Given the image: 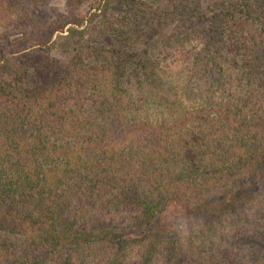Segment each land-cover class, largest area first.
Instances as JSON below:
<instances>
[{
	"label": "trees",
	"instance_id": "trees-1",
	"mask_svg": "<svg viewBox=\"0 0 264 264\" xmlns=\"http://www.w3.org/2000/svg\"><path fill=\"white\" fill-rule=\"evenodd\" d=\"M87 1L0 36V264H264V0Z\"/></svg>",
	"mask_w": 264,
	"mask_h": 264
},
{
	"label": "rangeland",
	"instance_id": "rangeland-1",
	"mask_svg": "<svg viewBox=\"0 0 264 264\" xmlns=\"http://www.w3.org/2000/svg\"><path fill=\"white\" fill-rule=\"evenodd\" d=\"M145 1V0H143ZM149 4L154 5L162 10H171L173 5L180 0H146ZM217 0H202L205 7L212 4ZM97 14L101 17H97L94 23H90L92 15ZM70 16L72 19L84 18L86 24L84 29L88 31L90 35L98 36L100 34L101 23L103 22L104 15L96 8H91L87 0H0V36H10L11 41H16L21 38V31L25 27L35 29L39 24L46 23L48 20H56L60 16ZM163 32L159 37L167 39L169 37L180 36L184 40L186 30L182 28V25L169 24L163 28ZM175 38V37H174ZM66 40L59 39L58 44L54 50L56 57H66L65 44ZM173 52L182 53L186 49H193L196 43L190 45L186 44L183 49L182 43L171 44ZM174 48H177L174 49ZM200 49V47H199ZM175 57H168L165 60V65L174 63V67L177 69L183 68L189 65L188 60L179 61L174 59ZM182 58V57H181ZM174 61V62H173ZM176 69V68H175Z\"/></svg>",
	"mask_w": 264,
	"mask_h": 264
}]
</instances>
